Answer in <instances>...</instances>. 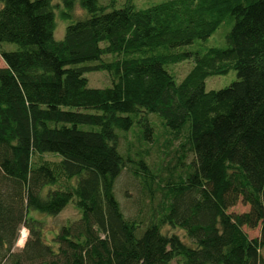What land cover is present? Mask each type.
Segmentation results:
<instances>
[{"label": "trees", "instance_id": "16d2710c", "mask_svg": "<svg viewBox=\"0 0 264 264\" xmlns=\"http://www.w3.org/2000/svg\"><path fill=\"white\" fill-rule=\"evenodd\" d=\"M133 1L109 11L99 0H60L71 23L57 40L53 0H0V264H264V0H167L143 10ZM77 7L87 16L76 19ZM225 21L226 48L179 51ZM185 61L193 67L178 83L166 68ZM230 68L235 82L206 91L207 78ZM93 72L112 85L90 88ZM151 114L173 138L185 134L180 159L187 146L194 155L178 179H160L119 149L117 131L136 123L152 140ZM126 169L152 200L161 193L146 226L127 219L116 197ZM70 203L80 220L47 240L32 214L57 217ZM239 203L249 210L229 213ZM21 225L30 236L12 255Z\"/></svg>", "mask_w": 264, "mask_h": 264}, {"label": "rangeland", "instance_id": "374dc122", "mask_svg": "<svg viewBox=\"0 0 264 264\" xmlns=\"http://www.w3.org/2000/svg\"><path fill=\"white\" fill-rule=\"evenodd\" d=\"M167 0H134V6L137 10L147 9L158 3ZM127 0H99L102 6H108V10L121 9ZM53 4L56 6L57 24L55 29V38L61 40L64 37L66 28L70 25L71 21H65L61 17L62 5L60 0H53ZM87 16V13L82 11L79 7L74 12L76 19H81ZM232 28V23L225 21L221 27L207 40L195 41L192 45L182 47L179 51H191L206 53L210 48H226L227 47V35ZM7 51H15L18 49L16 44H4ZM106 60H112V57L105 58ZM226 66V64H224ZM229 65V64H227ZM193 67L192 61H185L179 64L167 66V70L173 75L175 80L180 83L190 69ZM86 78L89 81L90 88H106L112 85L111 77L106 72H93L86 74ZM237 80L236 71L230 68L226 75L212 76L205 80L206 91L220 90L228 87L230 84ZM149 123L154 129V136L150 142L144 139V128L136 123L128 132L117 131L119 138V149L124 155H129L137 160L142 158L147 165L152 169L154 174L164 181H168L171 178L178 179L180 175H183L186 166L194 162V155L189 152L188 146L183 150L185 157L180 159L182 153L179 152V145L185 143V134L182 133L178 139L166 131L163 125V120L156 114L149 116ZM83 129H90L88 126H84ZM45 160L59 161L57 156L45 155ZM39 157H34L33 161L36 162ZM115 194L120 202L122 211L127 219H141L144 221V226L151 222V217L154 213L159 214V203L161 199V193L156 192L153 199L150 197L149 192L145 191L143 185L137 180L130 169L123 171L115 186ZM163 199V197H162ZM249 206L239 203L237 206L231 208L229 213L241 214L247 212ZM33 217L40 220L43 223L44 234L47 240L51 241L54 236L64 226H69L75 222H78L81 218L80 212L76 209L73 203H70L67 208L57 217H49L38 213H33ZM158 217V215H156ZM244 232L248 234L250 239H255L260 236V228L249 229L244 227ZM21 231L28 233V239L30 231L26 225H21L19 229V237ZM164 232L168 234L178 235L184 242L188 243L186 235L179 229H172L166 227ZM27 239V241H28ZM26 245V244H25ZM24 245V247H25ZM23 248L17 247V243L12 248V255H22ZM4 251L0 254V260L3 259ZM261 255L264 258V249L261 251ZM2 264H13L11 257L1 262ZM174 264H180L174 262Z\"/></svg>", "mask_w": 264, "mask_h": 264}, {"label": "clouds", "instance_id": "9594fccd", "mask_svg": "<svg viewBox=\"0 0 264 264\" xmlns=\"http://www.w3.org/2000/svg\"><path fill=\"white\" fill-rule=\"evenodd\" d=\"M28 233L26 231H21L20 238L17 240V247L23 248L24 245L27 243Z\"/></svg>", "mask_w": 264, "mask_h": 264}]
</instances>
